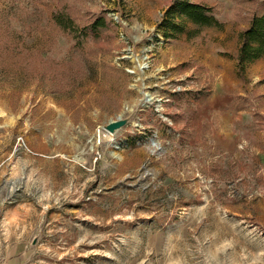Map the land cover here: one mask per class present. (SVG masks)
<instances>
[{"label":"rangeland","instance_id":"obj_1","mask_svg":"<svg viewBox=\"0 0 264 264\" xmlns=\"http://www.w3.org/2000/svg\"><path fill=\"white\" fill-rule=\"evenodd\" d=\"M174 1L0 0V264H264V59L235 60L264 0H188L223 24L195 38Z\"/></svg>","mask_w":264,"mask_h":264},{"label":"trees","instance_id":"obj_2","mask_svg":"<svg viewBox=\"0 0 264 264\" xmlns=\"http://www.w3.org/2000/svg\"><path fill=\"white\" fill-rule=\"evenodd\" d=\"M169 28L172 34H185L195 38L205 28L222 29L223 24L216 18L211 7L188 0H175L168 9ZM176 20L177 22H174ZM52 21L63 32L76 38L86 40L89 37L97 39L108 29L105 17L97 16L90 23L78 28L73 19L62 12L52 15ZM264 59V11L259 16H253L248 26L237 35V50L235 60L238 70L256 60Z\"/></svg>","mask_w":264,"mask_h":264},{"label":"water","instance_id":"obj_3","mask_svg":"<svg viewBox=\"0 0 264 264\" xmlns=\"http://www.w3.org/2000/svg\"><path fill=\"white\" fill-rule=\"evenodd\" d=\"M125 109L129 110L130 108L126 107ZM127 123L128 119L118 116L115 120L108 122L107 125L102 128V131L106 135H113L122 127H124Z\"/></svg>","mask_w":264,"mask_h":264},{"label":"crops","instance_id":"obj_4","mask_svg":"<svg viewBox=\"0 0 264 264\" xmlns=\"http://www.w3.org/2000/svg\"><path fill=\"white\" fill-rule=\"evenodd\" d=\"M2 264H19L18 263V255L17 254H13L12 256H10L7 260H5L4 263Z\"/></svg>","mask_w":264,"mask_h":264},{"label":"bare ground","instance_id":"obj_5","mask_svg":"<svg viewBox=\"0 0 264 264\" xmlns=\"http://www.w3.org/2000/svg\"><path fill=\"white\" fill-rule=\"evenodd\" d=\"M146 67H147V64H146V63H139L137 68H138L139 70H143V69L146 68ZM144 96H146L147 101H151V100H152L149 94L144 93Z\"/></svg>","mask_w":264,"mask_h":264}]
</instances>
